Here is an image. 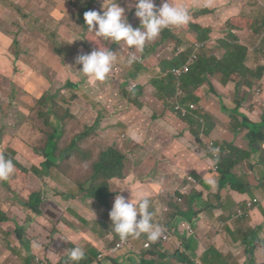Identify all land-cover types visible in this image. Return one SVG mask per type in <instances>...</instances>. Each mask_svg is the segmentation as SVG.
<instances>
[{"label": "rangeland", "instance_id": "374dc122", "mask_svg": "<svg viewBox=\"0 0 264 264\" xmlns=\"http://www.w3.org/2000/svg\"><path fill=\"white\" fill-rule=\"evenodd\" d=\"M17 1V0H16ZM29 1L28 5L25 4ZM22 0L15 3L14 0H0V25L2 32L0 35L9 41V48L0 45V64L8 65L13 68V62L25 82L26 88H20V95H32L27 89L33 90L34 85H46L49 90V105H34L32 100L24 101L18 99L10 102L9 111L3 112L4 105L0 104V155L4 152L12 157L18 152L24 153L28 149L31 153L38 155L39 151L44 152L40 156L46 161L53 162V168L47 170L45 166L41 168L33 167L31 163L26 162L29 178L27 187L22 192L14 194L9 189H5L0 184V220L4 212L12 219L7 225L0 228V237H6L9 232L13 236L6 239L0 238V253L2 257L0 264H27L28 257L23 252L24 244L22 239L17 236L19 227L24 223H37L48 221L39 216L37 208L40 205L42 212L47 204L50 206L52 223L57 229L51 226L52 232L44 233L43 237L37 238L34 235L32 239L26 236L25 241L34 242L39 248L38 252L32 258L31 264H42L44 257L42 251L48 253L51 261L55 264L65 263L63 254L66 253L64 239H69L74 235H79L81 229L87 222V219H96L114 205L116 194L122 195L120 190L133 187L134 191L138 186L140 189L149 193L150 211L153 213V223L159 225L167 214L175 216L172 222L174 235H170L163 226L162 233L165 235L164 245L159 246V252L155 256L154 262L162 263L167 258H173L164 264H195L202 261L203 264H212L218 258L214 255L206 257V251L203 249L202 237L214 239L218 236H228L231 238V249L241 255L246 264H257L246 253V242L254 241L252 234L257 221H264V205H260L248 212V216L243 218L241 229H238L235 222H225L220 225L217 214L222 210H234L239 202L251 201L255 195L261 196L262 192H256L253 188L245 193H237L232 190L237 182L236 178L229 177L228 183L232 187L227 188L224 195L225 201L221 206L212 202H205L207 190L211 191L214 187L208 184L204 187L199 185V180L195 174L201 170L203 163L199 160L190 158L183 159L178 167L171 165L167 171L152 173L153 164L152 149L138 152L135 144L140 137L131 136V128L128 125L130 120L142 121L150 118L155 108L152 101L159 97L160 89L156 82L165 79V72L170 69L166 63L179 58L182 50L185 52L191 49L198 42V33L190 32V26L182 29H176L171 37L165 38L164 31L151 42L146 43L142 52H137L138 61L132 65L127 63L129 56L134 49L122 48L121 45L113 43L105 38L97 37L94 32L88 31L82 11L74 6L73 3L81 2L80 5H90L91 10L102 11L105 0ZM181 2L182 7L196 6L199 3L206 4L209 0H173ZM238 0H225V3L233 5ZM18 2V1H17ZM125 9H129L134 0H117ZM156 4V0H154ZM264 7V0H241V8L245 14H251L259 10V6ZM14 9V13L10 12ZM90 10V11H91ZM264 15V12L262 13ZM127 18L134 22L139 21L135 16L134 7L131 11H126ZM3 19V20H2ZM140 22V21H139ZM236 33L235 30H233ZM209 39L200 44L196 49L198 63L201 57H211L217 54L219 57L224 52L220 44L225 36L219 31L208 35ZM236 37L245 39L246 45L251 49H262L264 51V38L253 37L250 31L236 33ZM110 49L116 54V60L112 70L105 79L104 84L89 82L79 71L82 65L76 63V57L81 54H90L94 50ZM184 52V53H185ZM18 54V56L16 55ZM253 55L247 62L252 66ZM196 63V64H197ZM253 70L263 71V66H256ZM137 73L138 78L132 76ZM8 76L0 79V91L8 83ZM225 78L224 73L220 72L212 76L207 75L208 83L197 88L200 93L210 98L212 87H215L222 95L224 103L227 106H233L232 98L227 96L225 85L221 83ZM237 76L233 77V80ZM250 80L249 77H241V81ZM74 83V84H71ZM72 85H79L73 88ZM18 88V89H19ZM188 93V91H186ZM40 90L36 95H40ZM4 96L0 95V100ZM30 98V97H26ZM46 99V98H44ZM23 106L24 108H22ZM36 112L37 107H40ZM16 110H13V108ZM48 110V111H46ZM146 110L144 117L140 115ZM49 111L53 114L49 115ZM68 111L72 118H69ZM112 111V112H111ZM41 115V116H40ZM229 116L230 113H227ZM38 117L43 127H39ZM63 120V135L58 140L56 149L51 147L52 137H58L56 130L58 120ZM198 119L199 115L194 114ZM103 120L98 125L103 130V137L97 134H91L89 137H83L81 134L86 132V126L95 125L96 120ZM241 120L243 117L241 116ZM55 128L53 130V126ZM238 132L241 130V142H246V138H251V133L244 127L238 125ZM203 130L208 132V127ZM212 133L217 137H224L225 131L213 129ZM235 132V134H238ZM120 138L113 141V138ZM215 144L217 138L210 134ZM248 139V141H250ZM246 140V141H245ZM233 139L223 148L227 150L233 144ZM247 141V146H248ZM115 148L114 176L108 178L112 198L107 206H101L94 200V194L84 198L76 196L83 194L86 189L90 192L94 187V179L100 178L95 173V165L100 160L101 153L111 146ZM49 149L54 152L51 155ZM48 151V152H47ZM60 160V161H59ZM254 172L257 179L264 186V165L257 164L253 160ZM24 168L22 167L23 171ZM235 171V170H234ZM51 173L52 179L43 177V173ZM242 172L244 169L242 168ZM172 174L169 176L168 174ZM194 174V175H193ZM146 177L142 179V177ZM22 181V180H21ZM28 182V180H27ZM234 186V187H233ZM64 197L63 201L56 199L54 193ZM194 192L198 197V208L190 211L196 212L192 220L179 216V213L187 211L190 214V194ZM171 193L180 209H170L164 205V199ZM222 192H220V198ZM126 200L131 199V191L125 190L122 195ZM221 203L223 199H216ZM200 206V207H199ZM5 215V214H4ZM139 219V217H138ZM59 221V222H57ZM170 220H167L169 222ZM193 222V223H192ZM191 223L195 230L192 234ZM90 226L95 229L94 222ZM264 228V226H263ZM28 232V231H27ZM29 231L28 233H30ZM44 231L42 230L40 234ZM110 232V231H108ZM111 235L98 232L96 237V246L107 248ZM261 240L255 241L257 253L264 256V233H259ZM106 238V239H105ZM201 240V242H200ZM111 241V240H110ZM185 241L183 247L181 242ZM81 243V240L77 241ZM27 243V242H26ZM6 250V253H5ZM98 251L92 254V257H98ZM104 254V252L102 253ZM133 259H137L136 248L131 251ZM162 255V256H160ZM226 259V256H223ZM108 258V257H107ZM107 260H98L97 264H102ZM67 263V262H66Z\"/></svg>", "mask_w": 264, "mask_h": 264}, {"label": "trees", "instance_id": "16d2710c", "mask_svg": "<svg viewBox=\"0 0 264 264\" xmlns=\"http://www.w3.org/2000/svg\"><path fill=\"white\" fill-rule=\"evenodd\" d=\"M82 1L89 2L86 0ZM256 4L258 5V3ZM176 5L181 6V2L176 1ZM75 6L78 7L84 14L86 11L91 10L92 4L86 6L75 4ZM225 7L228 8L220 10ZM185 8L189 12V22L182 27L164 29L163 31L166 34L165 38L171 37V34L176 29H182L190 26V32L198 33V42L186 52L181 49L178 55L179 58L174 59L170 63H166V66L170 69L165 72V79L163 81L156 82V86L159 87L160 93L159 97L153 99L152 101V106L155 110L151 117L144 120V122L133 120L129 121L128 125L132 130L130 131V135L136 138L140 137L139 142L135 144L136 150L141 152L146 149H152V157L150 158L151 163L153 164L152 173L162 170L165 172L171 165L178 167L183 159L186 158L197 160L199 156L204 155L205 157L213 159L212 149L208 146L210 142H205L206 137L209 138L210 141L212 140L203 128L208 127L210 131L213 129H221L225 131L224 138L221 141H217L214 144V148L221 151V149L224 148L221 146V143L227 145L229 141L233 139L234 141L232 145H235V143L236 145L233 147L235 152H233L231 156V162L222 166L223 171H213L211 169H207L208 166L204 162L202 169L195 174L196 179H198L203 186L208 184L218 186L222 181L227 180L229 177H234L236 178L234 180L240 183L239 185H236L234 189L232 188L234 192L241 194L253 188L264 192V186L257 179L254 172L255 164H253V160H257V164L264 163V134L258 133L256 129L253 128V125L255 124H264V105L259 104L250 96L241 94L242 92H246V83L248 82L245 81L246 83H240L242 81H238L244 76L249 77L251 81H264V69L260 72L258 70L254 71L248 69L245 66V61L248 56V46L246 45L245 39L236 37V33L233 32V30H246L250 31L253 37L264 38V15L262 14L264 12V7L259 6V10L252 12L250 15L245 14L241 6L240 9H238L237 3H234L233 5L228 4L216 6L213 8L199 5H196L195 7L188 6ZM13 13L14 9H12L10 14ZM128 22L133 26V28L140 27L139 21L134 22L129 18ZM215 31H219L225 36V39L220 41V44L224 49L222 56L219 57L217 54H213L211 57L203 56L198 63L196 62V58V60L191 64V60L194 56H196L197 47L203 42H206L209 39L208 35L214 33ZM1 32L2 26L0 25V33ZM0 45L5 48H9L10 46L9 41L1 35ZM255 51L257 54L264 56V51L262 49H255ZM16 55L18 56V54ZM15 63L16 60L13 62L14 65L10 76L8 75L11 73V67L0 64V79L8 76V83L5 88L0 91V95L4 96V98L0 100V104L4 105L3 112H10V102H12V100L15 102L18 99L24 101L32 100L34 105H49L48 100L52 101V98L49 97V88L46 85H34L33 90L27 89L33 93V96L20 95V88L18 85L22 86V88H26L28 83L25 82V80L23 82L18 80L19 72ZM256 64H259V60ZM185 66L189 67V71L183 74V68ZM220 72L225 75V78L222 79L221 83L230 86L227 87L229 89L226 91L227 96L232 98L233 102L241 104V111H239V114L234 113L229 116L227 115V113L233 112V110L228 107L226 103H224V99L222 95L219 94L217 89L212 90V95H210V98L208 99H205L206 96L200 93L199 90H201V88L197 90V88L209 82L207 75L212 76ZM234 76H237V79L233 80ZM132 78H138L137 73H135ZM96 82L104 84L105 80L102 82ZM78 86L79 85H72L73 88H78ZM39 90L41 94L37 96L36 93ZM186 91H188V93H186ZM188 103L196 104L197 109H190L189 106H186ZM41 106L37 107L36 112H39ZM21 107L24 108L23 106ZM242 108L245 111H243ZM184 109L188 110L185 116H183ZM13 110H16V108L14 107ZM253 110L258 112L255 118L241 120V116L246 117L248 116L246 112L250 113ZM145 112L146 110L140 115V117H144ZM195 113L199 115L198 119L193 117ZM48 114L51 115L53 112L49 111ZM67 116L72 118L70 111H68ZM65 118L66 117H63L62 120H58L55 123V125L57 124L56 130L61 134H59L58 137H52L51 147L54 149H56L58 140L61 139L63 135L64 127L62 123ZM38 123L39 127L42 128L43 125L39 117ZM102 123L103 120L98 119L95 121V125L90 124L86 126V132L81 134V136L89 137V135L95 133L98 136L103 137L105 133L98 127V125ZM165 123H167V125H164ZM55 125L53 126V124H51V126H53V130ZM238 125H240L241 128L246 127L251 130V139H249L251 142H248V146L246 144L247 141L241 142L244 139H241V130L238 132ZM235 132H238V134H235ZM119 138L120 136L113 138L112 142L118 140ZM231 146H229V148ZM54 149L48 150L51 155L53 154ZM38 153V155L32 154L36 157H41L40 155L44 152L39 151ZM115 155L116 152L113 145L101 153L100 160L95 165V173H97L100 178H93V189L90 192L84 189L82 191L83 194L76 196L77 198L80 199L82 195H84V198H87L89 195L95 193L94 197L96 202L100 203L99 205L104 206L109 204V200L112 198V195L110 193L111 185L108 178L110 179L114 176ZM41 158L44 159L43 157ZM43 161L44 162L41 166H45L48 171L53 168V162H48L45 159ZM242 168L244 169V172H242ZM21 170L22 168L14 170L12 176L7 180H0V184L5 189L15 192L14 194L22 192V189L18 188H22L24 186L28 170L26 168L23 171ZM43 175V177L47 179H52L50 172H44ZM168 175L171 176L172 174L169 173ZM146 177L144 176L142 179H145ZM54 195L56 196V199L63 201L64 197L62 195L57 192H55ZM189 196V210L198 208L197 203L199 197L194 192H191ZM163 202L164 205L170 209H180L175 201V197H172L171 193L167 194V198L164 199ZM246 204L247 202H244L243 205ZM196 212L193 213V215L181 212L179 213V216L192 220L195 217ZM3 213L5 215L3 214V218L0 220V228L12 222V219L7 215V213L4 211ZM174 219L175 216L167 214L163 221L159 223V226H163L164 229L170 233V235H174V227L172 225ZM167 220L170 221L167 222ZM51 226L54 227L51 221H48L47 224H44V221L39 222L37 227L34 226L36 229L33 232V235L37 238L43 237L44 233L48 232H51V235H55L54 232L50 230ZM263 226L264 221H260L259 224H256L254 233L252 234L254 241L247 242L250 243L253 249L256 248L255 241L261 240L259 233L264 232ZM42 230L44 232L40 234ZM115 241L119 244L121 238L117 236ZM184 242L185 241L181 242L182 247ZM35 251L36 250L32 248L27 251V257L29 260L33 258ZM41 256L44 257V260L42 261H45L48 264H55L51 261L46 249L42 251ZM64 260L67 262V259ZM66 262L58 264H67ZM127 262H130L129 259L124 258L121 261V264H126ZM188 263L193 264L189 261ZM28 264H31V262ZM91 264L96 263L92 262ZM195 264L197 263L195 262Z\"/></svg>", "mask_w": 264, "mask_h": 264}, {"label": "clouds", "instance_id": "9594fccd", "mask_svg": "<svg viewBox=\"0 0 264 264\" xmlns=\"http://www.w3.org/2000/svg\"><path fill=\"white\" fill-rule=\"evenodd\" d=\"M17 1L14 0L16 4L22 0ZM28 3L29 1H27L25 7ZM73 4L75 6V4H81V2ZM132 7L135 9V16L140 21V27L138 28H133L128 22L126 11H131ZM189 19L188 10L185 7L177 6L176 2L173 0H156V4L154 0H134V4L127 10L125 7H122L117 0H105L102 11L98 12L91 10L84 13V20L88 27V31L94 32L97 37H102L113 43H117L121 45L122 48L126 47L135 50L127 60L129 65L138 61L139 57L136 53L142 52L146 43L154 41L164 29L182 27L189 22ZM251 52L253 55V63L252 66H248L247 62L250 59ZM247 55L245 66L248 69L253 70L252 68L256 66L264 65V56L257 54L255 49L251 51L248 48ZM196 58L197 56L193 57L191 64ZM115 60L116 54L110 49L94 50L90 54H81L76 57V63L82 65V69L79 72L87 77L89 82L104 81L111 72ZM258 60L259 64H256ZM186 68H188L187 71H185ZM188 71L189 67L185 66L183 68V74ZM238 81H241V79ZM240 83L247 84L245 93L249 95L259 98L264 93V81L255 82L244 80ZM213 89L216 88L212 87V90ZM186 106H189L190 109H197V105L194 103H188ZM191 106H193V108ZM232 110L235 114H239L238 105ZM187 112L188 110L184 109L183 116H185ZM208 146L213 152L212 170L223 171L222 166L227 164L226 156L229 155L230 152H226L225 154L222 153L220 150L214 148L215 145L213 143H209ZM22 150H24V148H22ZM26 162L31 163V159L27 152H18L13 157L6 152L1 154L0 180L9 179L14 173V170L18 168L23 167L28 170V167L25 165ZM134 187H136L135 191L133 187L126 188L131 191L130 200H126L122 196L123 191L126 189L120 190L119 193L122 195L116 194L114 205L100 215V220L106 228V234L111 235V241L108 239L110 242L108 247L103 249L97 247L94 241L89 238L82 239L81 243H72L71 245L74 247L69 249L68 246L65 245L67 264H91L92 262L97 264L98 260L102 261L105 259L107 260L106 262L121 264V261L124 258H128L129 261L134 260L131 251L135 248L137 250V259H144L142 262V264H144L146 261L145 258L154 255L155 252L159 250V246L164 245L165 241L160 238L162 235V228L153 223V213L150 211L149 193L140 189L138 186ZM255 198L251 201H247V203L253 202ZM258 205L259 204H254L251 210ZM245 207L246 205H243L241 209H244ZM36 210L39 213V216L43 213L40 205ZM248 212L249 211H247L246 215L241 218L248 216ZM87 228L90 230L91 226L87 225ZM13 235V232H9L6 237L0 238L6 239ZM117 236L121 238L119 244L115 241ZM64 240L70 242V240ZM95 251H98L97 258L92 257V254ZM23 252L27 255V251L24 248ZM103 252L104 254H102ZM1 257L2 253H0V259ZM31 261L32 259H28L27 264ZM41 263L48 264L45 261H41Z\"/></svg>", "mask_w": 264, "mask_h": 264}, {"label": "crops", "instance_id": "0c3cea01", "mask_svg": "<svg viewBox=\"0 0 264 264\" xmlns=\"http://www.w3.org/2000/svg\"><path fill=\"white\" fill-rule=\"evenodd\" d=\"M222 3H225V0H209V3H206V4L199 3L198 5L199 6H203V7L213 8V7H216V6H221L220 4H222ZM236 3H237L238 9H240L241 0H238ZM224 5H228V4H224ZM193 7H195V6H193ZM227 8L228 7H225V8H222L220 10L227 9ZM243 31H246V30H236V33H240V32H243ZM263 37H264V35H263ZM249 49L251 51L253 50L251 48H249ZM18 80L20 82L24 81V79L21 76H18ZM227 87H230V86L229 85H225L226 91L229 90ZM241 94L250 96V97L254 98L259 104L264 105V93L259 98L255 97L253 95H249V94H247L245 92H242ZM205 99H208V98L205 97ZM232 103H233V106H228V107H230L231 109H235L236 106L238 105L239 111H241V104H237L236 102H233V101H232ZM242 110H243V108H242ZM243 111H245V110H243ZM229 113L230 114H234L235 112L233 111V112H229ZM246 114L248 116H246V117L242 116L243 120L255 118L257 116L258 112L253 110L250 113L246 112ZM164 125H167V123H165ZM244 128L247 129L246 127H244ZM253 128L256 129V131L258 133L264 134V124H255V125H253ZM247 130L251 132L250 129H247ZM208 131H209V133L207 132L208 136L210 137V134H212L214 137L217 138V141H221L224 138L222 136L217 137V136H215L212 133V131H210V130H208ZM210 139L212 140L211 137H210ZM248 139L249 138H246L247 141H248ZM205 142L213 143V140L210 141L209 138L206 137ZM235 145H236V143H235ZM235 145H232L227 150H223V148L221 149V152L224 153V154L226 152H230V154L226 156V161H227L228 164L231 162V156H232L233 152H235V150L233 148ZM221 146L225 147L226 145L221 143ZM24 152H27L29 158L31 159L32 166L40 169L42 163L44 162L43 161L44 159H42L39 156L38 157L34 156L31 153V151H29L28 149H24ZM200 159H202V160H200ZM197 160L201 161L202 163L205 162L207 164V166H208L207 169H211L212 170L213 159H211L209 157H205L204 155H201V156H199V158ZM258 164H263L264 165V163H258ZM201 169H202V167H201ZM228 172H230V171H228ZM31 176H32V174H29L27 177H25L24 186L22 188H18V189H22V191H23V189H25L27 187V184L29 183V178H31ZM27 180H28V182H27ZM227 180L222 181L218 186H216V185L213 186L214 189L211 190V191H208L205 188V186H203L200 183V181H199V185L204 187L207 190V192H208L204 203L205 202H210L211 203V205H210L211 208H213V206H214V205H212V202H215V205L221 206L222 203L225 201L224 195L227 192V188L231 187V185L228 183ZM220 192H222V194H221L222 197L221 198H220ZM256 192H261V191L256 190ZM255 197H257V195H255ZM259 197H261L262 203L259 204L258 206L264 205V192H262L261 196H259ZM216 199L217 200L218 199H223V201L221 203H218L216 201ZM94 200H95V198H94ZM95 202H96V200H95ZM244 202H246V201H243V202L240 201L239 204L235 207L234 210H226V211L222 210L221 212L217 213L220 216V218L218 219V222L220 223V225H224L225 222H227V221L230 222V223L235 222L237 224L238 229H241V223H243L244 221L242 220L243 218L237 216L236 211H237V209H241V207L243 206ZM48 204L45 207V212L41 213L40 216H42L43 219L52 222V216H51V212H50L51 208H50V206ZM98 204H100V203H98ZM255 208H256V206L254 207V209ZM188 211L190 212V214L193 215L194 212H191L190 210H188ZM197 211H200V210H197ZM185 213H187V211H185ZM197 217L198 216L196 215V219H197ZM39 222H42V221H38L37 223L35 222V223H31V224L24 223V224H21V225H15V226H18L19 229H20V231L17 234V236L22 239V242L24 244V249L26 251H29L31 248L36 250L37 252L39 251V248L36 246V244L34 242L25 241L26 236H30L32 239L34 238L33 232L35 231V229H36V227H37ZM57 222H59V221H57ZM91 222H94L95 229L91 227V229L88 230L87 225H90ZM259 223H260V221H257L255 224H259ZM34 226H36V227H34ZM23 228H25V229H23ZM191 229H192V234L191 235H194L195 234V230L193 228V224L191 226ZM27 231L28 232L31 231V232L28 233ZM56 231H57V229L55 230V232ZM99 231H102V234L105 236L106 228L103 225V223L101 222L100 216H99V218H96V219H87L86 224L81 229V233L79 235H74L71 238L67 239V240H70V242L66 241L65 245L69 246L72 243L77 242L78 240H82V239H86V238H89L92 241H94V243L96 245V237H97ZM56 234H58V232H56ZM202 239H203V249L206 251V257L214 255V256H216L218 258V260H215L212 264H246L242 260L241 255L238 254V253H235V251H233L231 249V238L230 237L223 235V236H218V237H216L214 239H210V238H206V237H202ZM106 240H108V239H106ZM109 240H111V236L109 237ZM200 242H201V240H200ZM245 246H246L247 255H249L253 260H256L257 264H264V256L259 254V253H257V251L255 250L256 248L253 249L252 246L250 245V243H247V242H246ZM158 252L159 251L155 252V254L152 255L151 257L145 258L146 261L144 262V264H156L154 262V260H155L156 254ZM66 255H67V252L63 254V257H66ZM221 255L226 256V259H223V257ZM160 256H162V255H160ZM172 259L173 258H167L166 261L168 262L169 260H172ZM143 261H144V259H137V260L134 259L133 261L127 262L126 264H142ZM166 261H164L162 263L158 262L157 264H164ZM196 263L197 264H203L202 261H199V260ZM104 264H114V262H111V263L109 262V263H104Z\"/></svg>", "mask_w": 264, "mask_h": 264}, {"label": "built area", "instance_id": "2783aa9c", "mask_svg": "<svg viewBox=\"0 0 264 264\" xmlns=\"http://www.w3.org/2000/svg\"><path fill=\"white\" fill-rule=\"evenodd\" d=\"M187 70H188V68L185 69V71H187ZM191 107L193 108V106H191ZM261 203H262V199H261V197H256V198L253 200V202H248V203L246 204V207H245L244 209H237L236 214H237L238 217H243V216L246 215V212H247V211H250V210L253 208L254 204H261ZM160 238H161L162 240L166 239V238H165V235H164L163 233H162V235H161Z\"/></svg>", "mask_w": 264, "mask_h": 264}, {"label": "flooded vegetation", "instance_id": "af4514ba", "mask_svg": "<svg viewBox=\"0 0 264 264\" xmlns=\"http://www.w3.org/2000/svg\"><path fill=\"white\" fill-rule=\"evenodd\" d=\"M71 247H74V246H73V245H69V246H68V249L71 248Z\"/></svg>", "mask_w": 264, "mask_h": 264}, {"label": "bare ground", "instance_id": "6f19581e", "mask_svg": "<svg viewBox=\"0 0 264 264\" xmlns=\"http://www.w3.org/2000/svg\"><path fill=\"white\" fill-rule=\"evenodd\" d=\"M217 26V25H216Z\"/></svg>", "mask_w": 264, "mask_h": 264}]
</instances>
